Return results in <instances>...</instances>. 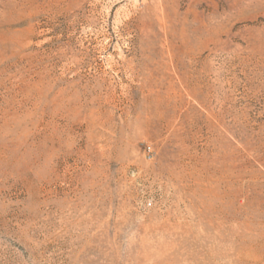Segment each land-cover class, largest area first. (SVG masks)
Segmentation results:
<instances>
[{"label": "rangeland", "instance_id": "1", "mask_svg": "<svg viewBox=\"0 0 264 264\" xmlns=\"http://www.w3.org/2000/svg\"><path fill=\"white\" fill-rule=\"evenodd\" d=\"M0 264H264V0H0Z\"/></svg>", "mask_w": 264, "mask_h": 264}, {"label": "bare ground", "instance_id": "2", "mask_svg": "<svg viewBox=\"0 0 264 264\" xmlns=\"http://www.w3.org/2000/svg\"><path fill=\"white\" fill-rule=\"evenodd\" d=\"M196 176V175H195ZM195 179H196V177H195ZM201 189H204L203 191L205 192V194H208V193H210V192H215V190L213 189V188H211V189H207V188H205V187H203V188H201V187H198V188H196V192H199L200 194H201V198L203 199V200H212L213 198H211V197H208L207 199H206V195L205 194H202L203 193V191L201 190ZM239 191H240V189H235L234 190V192H231V194L233 195V196H235V195H237L238 196V194H239ZM202 192V193H201ZM200 196V195H199ZM216 196H214V198H215ZM193 214H195V218H197L198 220H202L204 217H207V215L208 214H210L211 216H215L216 214H215V212L214 211H208V210H205V211H200V210H195L194 212H193Z\"/></svg>", "mask_w": 264, "mask_h": 264}]
</instances>
